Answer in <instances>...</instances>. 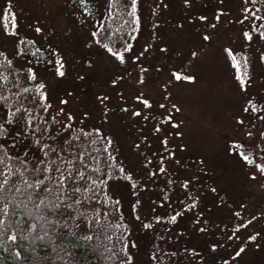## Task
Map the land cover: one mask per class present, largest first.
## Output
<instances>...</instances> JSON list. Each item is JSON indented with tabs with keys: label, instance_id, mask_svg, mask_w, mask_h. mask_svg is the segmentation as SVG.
<instances>
[{
	"label": "snow or ice",
	"instance_id": "snow-or-ice-1",
	"mask_svg": "<svg viewBox=\"0 0 264 264\" xmlns=\"http://www.w3.org/2000/svg\"><path fill=\"white\" fill-rule=\"evenodd\" d=\"M64 2L80 11L75 19L81 26L86 22L97 25L87 43L100 44L104 38L101 33L108 35L110 40L103 48L114 64L133 62L136 75L130 88L126 87L122 75L109 77L108 83L113 86L110 93L101 91L97 98L100 123L88 124L91 110L68 108L72 96L68 89L53 100L47 84L46 74L50 69L57 79L66 76L62 50L49 46L48 55L39 59L30 48L21 46L35 41L20 35L19 16L13 11L16 5L13 0H5L0 8V39L13 40L11 51L0 43V58H3L0 63V243L8 242L5 251L10 249L17 258L26 260L21 249L27 248L33 256L31 264H59L60 261L83 264L84 256H89L95 264L103 260H115V264H229L230 261L235 264L236 258L246 250L243 240L259 249L264 226L260 231H244L243 240L241 230L255 221H264V209L253 208L254 215L249 212L247 218L237 219L247 211L245 204L237 202L235 206L239 210H230L227 221L218 222L212 215L213 206L205 207L202 203L203 188L198 170L183 164V155L178 150H187L188 145L175 141L183 136L177 130L182 122L178 123L170 114L180 109L170 101L169 106L160 103L148 91L152 72L160 70L159 66L149 63L147 52L151 45L145 42L142 50L135 52L132 41L119 27L130 18L133 28L129 32L138 34V0H127L124 4L120 0H107V11L99 15L113 20L117 25L115 31L101 19L88 20L95 7L93 0ZM195 3L196 0H182L190 14L178 23V30L191 25L198 29L202 42L211 43L222 27L223 18L225 23L240 27L241 50L247 49L254 40L264 41V0H238L236 16L232 9H226L227 0H215L213 11L206 14H192ZM157 7L167 8V5ZM158 24V18L151 22L153 29ZM42 31L44 28L35 27L36 33ZM168 48V44L161 42L158 51L163 54ZM223 50L239 68L237 49L224 47ZM202 52L203 48L196 45L195 49L188 50L184 63L168 68V79L156 85L157 95L168 101L175 84L194 82L196 76L188 69ZM256 58L264 62V50L257 52ZM242 62L248 65L246 52L242 54ZM84 63L91 66L93 61ZM237 77L238 87L246 91L251 83L248 74L238 72ZM76 79L83 78L77 75ZM112 95L117 103L110 109ZM240 107L233 118L238 134L227 139L225 151L234 154L246 169V175L255 180L258 176L264 177V130H261L264 128V96H247ZM117 109L143 122V130L138 128L137 135L128 144L131 159L119 145L117 131L109 125V117ZM252 118L259 121V126L250 124ZM169 125L173 131L169 130ZM244 138L251 140V144ZM197 164L198 168H204V158ZM122 187L128 192L129 215L133 222H138L142 231L150 230L159 242L148 253L146 262L137 261L130 250L137 245L130 239L132 228L127 222L108 223L102 219L125 220L120 214L125 199ZM209 191L217 193V188ZM216 203L223 205L226 200L218 199ZM185 219L188 224L181 225L180 221ZM85 224L89 227L82 229ZM157 228H162L164 235H160ZM113 229H119L120 234L117 236ZM81 231H86L87 235H79ZM193 235L207 237L203 248L179 242ZM173 237L177 239L174 241ZM66 239L67 247L64 246ZM71 240L76 243L72 244ZM233 241L238 242L235 247H232ZM226 246L230 252L225 250ZM44 250H47L46 255H42Z\"/></svg>",
	"mask_w": 264,
	"mask_h": 264
},
{
	"label": "rangeland",
	"instance_id": "rangeland-1",
	"mask_svg": "<svg viewBox=\"0 0 264 264\" xmlns=\"http://www.w3.org/2000/svg\"><path fill=\"white\" fill-rule=\"evenodd\" d=\"M94 1L100 7V11L104 9L106 0ZM140 1L138 0L140 31L137 37L139 38L133 48L141 51V46L145 42L151 45L147 52L150 57L149 63L159 66L160 70L152 72L148 91L160 103L169 106L170 101V103L177 104L180 109L179 112L170 113L178 123L182 122L177 130L181 131L183 136L175 138V141L188 145L187 150L178 151L183 155L184 165L189 166L191 170H198L202 180L203 205L205 207L213 206L212 215L218 222H226L231 211L239 210L235 206L237 202L245 204L247 208V211L242 213V217L237 219L247 218L253 208L264 209V187H261L264 185V177L258 176L257 179H252L246 175V169L241 166L236 156L225 151L227 139L238 134L234 130L233 118L241 110L240 106L244 103L245 98L247 96H264V62H259L256 58L257 52L264 50V41L254 40L247 49L241 50L240 27L230 25L232 23H225L223 19L222 26L225 28V32L216 33L211 43L202 42V38L197 34L198 29L191 25L178 30V23L190 14L187 7L182 4V0H170L169 10L164 8L166 10L159 17L161 24L153 29L151 22L154 17L158 18L157 4L160 0H143L142 4ZM203 1L200 4L205 3L208 6V10H204L203 14L213 11L214 5H211L213 1ZM13 2L16 5L13 11L17 12L20 20V35L35 39L39 46L46 51L49 46L57 47L62 50L61 54L65 57L66 76L63 79L55 78L51 69L46 74L53 100L57 94L62 95L64 89H68L72 93L68 108L74 111L91 110V119L87 123L90 125L100 123V108L97 102L100 92L110 93L113 86L108 83V80L110 76L114 78V74L122 75L127 82L126 87L130 88L136 75L134 63L129 62L126 65L117 66L106 49H102L95 43L89 45L87 41L94 28L88 22L81 26L79 20L75 19L80 16V12L74 5L67 4L64 0H13ZM4 3L5 0H0V8ZM234 6L232 10L236 12L238 7ZM196 9L195 3L192 14H201ZM33 19H35V23H33ZM36 26L44 28V31L36 33ZM153 33H155V37H153ZM158 35L161 38L159 41ZM161 42L169 46L168 51L163 54L158 51ZM0 43H3L4 47L11 51L13 46L11 38L0 39ZM196 45L203 48V52L188 69L196 76V80L175 84L171 89L172 95L166 101L157 95L155 90L157 83L168 79V68L184 63L183 58L187 57L188 50L195 49ZM224 47H233L238 51L246 52L248 57L247 74L251 81L246 91L238 87V69L231 63L227 53L223 50ZM178 52L180 55H177ZM85 60H91L93 63L89 66L84 63ZM77 75L83 79L77 80ZM111 99L112 103L108 105L110 109L117 103L115 95H112ZM122 112L121 109L114 111L109 117V125L117 131L119 145L123 146L122 150L125 155L131 159V154L128 153V144L137 135L138 128L143 130V122H137L135 118ZM250 124L259 126V121L252 118ZM168 127L170 131H173L170 125ZM244 139L251 144V140ZM201 157L205 161L204 168H198L197 162ZM212 187L217 188V193L209 191ZM121 191L125 197L121 209L125 218L127 217L129 220L134 233L132 240H135L137 245L135 249L130 250L134 253L137 261L146 262L149 259L148 253L159 242L150 230L142 231L137 226L138 222H133V218L129 215L128 192L123 187ZM218 199L226 200V203L217 204ZM252 214L255 213L252 212ZM180 223L186 226L188 221L185 219ZM262 226H264V221L253 222L251 226L241 230V239L243 240L244 231L249 233L254 230L260 231ZM157 232L164 235L162 228H157ZM193 236L195 237L193 240L186 237L180 239L179 242L183 244L187 239V243L203 248L207 238ZM260 242L261 247L255 249L251 246V242L243 240L247 247L237 258L238 262L235 260V264H264V232H261ZM237 243V241H233L232 247H235ZM161 247L164 245L161 244ZM225 250L231 251L227 246ZM254 254H259V256L256 257ZM229 264H233V262L230 261Z\"/></svg>",
	"mask_w": 264,
	"mask_h": 264
},
{
	"label": "trees",
	"instance_id": "trees-1",
	"mask_svg": "<svg viewBox=\"0 0 264 264\" xmlns=\"http://www.w3.org/2000/svg\"><path fill=\"white\" fill-rule=\"evenodd\" d=\"M201 1H203V0H196V7H197L196 10H198L199 12H201V14H203L204 10H208V8H207L208 6L205 3L200 4ZM205 1H208V0H205ZM212 1L213 2H212L211 5H215L214 0H212ZM93 2H94L95 7L92 8V16L91 17H88V20L89 21H93L95 19H101L102 21H104L109 26V28H111L113 31H115L117 25L114 23V21L113 20H110V19H106L105 17L99 15L100 12L107 11V0H106L104 9L101 10V11H100V7L97 6L96 2L94 0H93ZM120 2H121V4H124V3L127 2V0H120ZM140 2L142 4L143 3V0H141ZM169 3H170V0H160V2L157 5H165L166 4L167 5V8L166 9L169 10V8L171 6ZM234 5H236V7L239 6L238 0H227V3L225 5V7H226V9H233L235 7ZM75 8H76V6H75ZM138 8H139V5H138ZM166 9H164V8H158L157 14H158V19H159V24H161V22H160L161 20H160L159 17L161 15H163L164 10H166ZM137 11H138V15H139V9ZM211 12L208 11L207 13H211ZM236 14H237L236 12H233V16H236ZM120 15L126 16V13L120 12ZM245 15H247V14H245ZM154 19H155V17H154ZM222 22L223 21H221V24L223 25ZM90 24H91V26H93L94 29H95V27H97V25H95L94 23H90ZM230 25H236V24L232 23ZM119 27L122 28L123 31H124V33H126L128 35V38L131 41H133L132 43L134 45L139 37H137L138 34L133 35L131 32H129V29L130 28H133L131 19L129 18L125 24L119 25ZM139 31H140V24H139V28H138V33H139ZM218 32H222V33L225 32V28L222 26L220 29L217 30V33ZM101 34L104 36V38L101 40V43L100 44H97V46L102 47V49H103V44L105 42H109L110 37L108 35L104 34L103 32ZM135 38H136V40H134ZM159 38L160 37L158 35V41L161 40V38L160 39ZM27 40L35 41V43L34 44L24 43L21 46H23L25 48H30L32 50V53L37 58L44 59L48 55L47 54V51L45 49L41 48L39 46V44L36 42L35 39L30 38V37H27ZM36 49H41V51L40 52H36ZM133 49H134L135 52H139L137 50V48L134 47ZM242 54H243L242 51H238L237 50V61L240 64V67L237 68L238 69L237 72H239L241 75H243L244 73H247V71H248V65L245 66L243 64V62H242ZM2 62H3V58H0V63H2ZM10 91H11V89H10ZM120 214L123 215V217L125 218L124 212L122 211L121 206H120ZM102 219H106L108 223H121V224H123L124 222H127L129 224V226H130V223H129V220L127 219V217L125 218L124 221H121L119 219L113 220L111 217H108V218H103L102 217ZM97 226H99V225H97ZM81 227H82V229H87L89 227V225L88 224H85V225H82ZM113 231L115 232V234L117 236L120 234V230L119 229H113ZM79 235H87V232L86 231H81L79 233ZM133 236H134V233L132 232L131 237H130L131 240H132V237ZM195 236H197V235H195ZM197 237H200V236H197ZM194 238H195L194 236H191V240H193ZM20 239H22V237ZM173 239H176V237H173ZM187 242L188 241L186 239V241L183 242V244L184 243H187ZM7 243H8L7 241H5L4 243H0V264H31V262L33 260V256H32L31 252L27 248L21 249V255H22V257L23 256H26L27 257L26 260H21V259L17 258L15 256V254L10 249L7 250V251H5V246H6ZM68 243H69V241H68V239H66L65 242H64V246L67 247L68 246ZM71 243L72 244H75L76 241L75 240H71ZM101 243L104 244L103 241H101ZM104 247H107V245L104 244ZM258 253H261V252H258ZM46 254H47V250L42 251V255H46ZM103 254L104 255H107L106 252H104ZM254 255L256 257L259 256V254H254ZM82 262H83V264H95V262L89 256L82 257ZM236 262H238V259L237 258H236ZM54 264H55V262H54ZM59 264H64V262L63 261H60ZM101 264H115V260H112V261L103 260L101 262Z\"/></svg>",
	"mask_w": 264,
	"mask_h": 264
}]
</instances>
